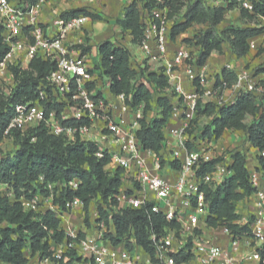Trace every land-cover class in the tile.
<instances>
[{"label": "built area", "instance_id": "built-area-1", "mask_svg": "<svg viewBox=\"0 0 264 264\" xmlns=\"http://www.w3.org/2000/svg\"><path fill=\"white\" fill-rule=\"evenodd\" d=\"M27 1L19 7L10 0H0L3 37L12 44L13 40L26 33L24 29L27 30L25 54L29 62L32 59L51 61L55 63V68L39 81L34 100L12 106V116L3 132L0 148L14 143V132L22 136L43 125L52 137L62 138L71 144L92 145L97 158H109L107 173L110 176L117 174L120 180L112 211L102 205L108 214V223L105 224L97 213L94 222L98 229L96 234L90 235L85 230L82 231L84 238L78 239L76 235L64 232L69 240L65 239L61 244L51 242L52 256L43 258L42 262L54 264L64 259L67 252L74 251L85 264H176L174 257L185 253L190 255V260L184 264H264L261 258L264 244V172L258 171L257 167L247 165L248 181L254 190L249 196L253 211L233 222L239 226L248 225L249 235L232 238L225 227L228 246H224L220 239L215 241L204 232L209 216L204 190L220 185L231 175L228 166L232 159L229 154L211 172L198 174L200 163L209 160L204 156L199 141L189 149L186 141L191 138L193 143L192 136L198 131H192L188 137V132L198 120V104L210 103V98L227 87L222 79L219 80L220 85H216L215 81L214 86L206 87V68L197 64L200 55L197 47L191 48L181 43L174 50L169 47L172 43L171 24L164 0H154L155 7L149 11L140 10L141 3L138 5L142 37L137 46L138 54L132 53L129 62L136 72L139 68L145 69L146 65H156L154 69H147L145 74L153 73L165 80L166 86L156 92L158 97L166 98L171 106L168 123L163 130L164 135L176 141L177 149H167V158L163 154L161 156L166 162L179 161L177 170H171L167 163L163 165L160 156L144 150L139 143L137 131L141 121H149L154 115L153 109L144 112L143 104L132 105L131 94L110 95V99H106L95 86L102 76L97 69L98 63L95 64L88 57L89 51H85L90 47L84 31L88 18L82 15L66 19L57 17L52 23L53 34L48 35L38 23V15L47 0ZM253 1L235 0L237 8L250 15L253 14ZM209 5L220 7L223 0L211 1ZM258 19L264 21L262 17ZM122 45L129 49L130 40ZM249 45L250 48L254 46L252 41ZM10 67L17 66H14L9 52L0 63V100H6L16 91ZM222 69L234 72L236 80L231 86L234 94L232 100L220 106L233 103L239 93H251L264 112V82L257 81V76L251 70L241 68L238 71L231 62H225ZM102 79L101 84H105L108 90L109 79ZM141 83L152 92L153 85L145 78L139 79L138 84ZM91 85L93 88H90ZM7 86L8 90L5 89ZM47 109H50L49 113ZM172 120L179 124L168 128ZM168 137H165V148ZM14 148L16 150L17 145ZM259 155L264 158V153ZM169 171H174L171 174L173 178L166 176ZM39 181L42 183L43 178L40 177ZM78 185L77 180L68 184L71 190H76ZM61 188L59 182L48 183L45 187L47 196L37 194L31 199L20 198L19 203L24 212L60 213L53 199L59 196ZM0 189L7 198L14 199L13 192L6 184H0ZM45 205L47 207H43ZM75 208L82 210V203L78 199L65 204L69 213ZM125 210L158 215L165 222L161 233L153 230L149 233L152 257L135 244L132 229L118 245L112 244V239L116 237L112 213ZM65 213L68 212L61 214ZM82 216L84 218V212ZM127 244L131 248H127Z\"/></svg>", "mask_w": 264, "mask_h": 264}, {"label": "trees", "instance_id": "trees-1", "mask_svg": "<svg viewBox=\"0 0 264 264\" xmlns=\"http://www.w3.org/2000/svg\"><path fill=\"white\" fill-rule=\"evenodd\" d=\"M140 3V10L149 11L155 7L154 0H131L123 9L122 19L117 21L121 31L129 33L130 48L123 46V42L99 43L97 69L102 77L109 79L108 90L111 95L131 94L132 105L143 104L144 112L153 109L152 118L147 122L141 121L140 129L137 131L139 143L144 150L152 151L156 156H160L163 165L167 163L171 170H177L180 167L179 161L166 162L162 159L166 142L163 129L168 123L171 106L166 98L158 97L156 91L166 86L165 80L153 73L146 75V69L139 68L136 72L130 67L129 59L132 55L130 49L136 48L142 37L138 9ZM163 5L168 8L169 18L178 10L176 1L164 0ZM235 8H237L235 0H223V5L220 7L207 5L204 0H191L185 7L183 22L171 28V39L184 33L193 24H208L209 28L196 39V46L193 45L200 51L198 66L204 65L212 53L221 54L225 44L231 55L238 59L243 58L250 51V40L260 35L263 29L226 27L217 31L216 28L223 22L225 13ZM239 13L241 18L248 21L258 17L264 18V0L253 1L252 15L242 9H239ZM80 15L90 20L100 18L84 9L72 10L61 14L60 17L66 19ZM89 50L90 47L85 49V51ZM9 52L10 46L3 37V27L0 25V63ZM54 68V62L36 59L30 60L26 70L10 67L16 82V91L6 100H0V143L12 116V106L34 100L39 81ZM142 78L153 85L152 92L142 83L138 84L139 79ZM220 79L225 87H231L236 80V75L234 72L222 69L217 78L218 85H220ZM90 88H93V85ZM49 111L50 109H47V113ZM58 111L57 109V115ZM196 114L198 119L210 118V123L200 131L199 135L192 136L193 143L187 144L188 149L194 147V143L200 141V138L205 137L209 142L218 140L225 131H241L246 141L258 152L256 169L264 172V158L259 155L264 153V112L256 105L251 93H239L233 103L219 107L211 103H199ZM248 118L251 120L247 121ZM13 135L17 145L13 154L3 155L0 148V184H6L14 195V199L10 200L0 189V262L27 264L25 250L41 260L51 258V242L61 244L69 238L61 229L60 221L53 212H24L19 203L20 198L31 199L37 194L47 196L46 185L59 182L62 188L59 196L53 199V204L58 206L60 213L65 211L69 213L70 211L65 209V204L78 199L82 203L85 214L84 222L87 223L89 206L93 201L98 200L106 208L114 204L113 198L120 186V180L117 174L110 176L107 173L106 166L109 158L106 156L97 158L96 149L90 144L78 142L71 144L62 138L52 137L47 134L43 125L29 130L22 136L16 132ZM230 156L232 162L228 166V171L231 175L220 185L206 187L204 192L209 213L207 226L224 225L228 229L229 236L234 238L249 235L248 225L239 226L233 222L240 218L236 212V205L249 197L254 190L248 181L249 173L245 154L234 151L230 153ZM221 161V158H215L201 162L198 174L211 172ZM40 177L43 178L42 183L39 181ZM74 180H77L79 185L76 190H71L68 184ZM102 205L98 208V214L107 224L108 214L102 209ZM111 221L116 235L112 239V244L118 245L124 235L132 229L135 244L151 257L153 247L149 241V233L152 230L161 233L166 225L161 216L147 215L142 211L133 210L112 213ZM127 248H131V245L127 244ZM261 258L264 259V244L261 249ZM174 259L176 264H184L190 260V255L177 254ZM79 260L74 251H69L64 259L54 264H74Z\"/></svg>", "mask_w": 264, "mask_h": 264}, {"label": "crops", "instance_id": "crops-1", "mask_svg": "<svg viewBox=\"0 0 264 264\" xmlns=\"http://www.w3.org/2000/svg\"><path fill=\"white\" fill-rule=\"evenodd\" d=\"M13 4H17L19 7L24 5V3H28L27 0H10ZM130 3V0H47L45 4L42 6L41 11L38 15V23L43 28L46 34L52 35L53 34V20L57 17H60L61 14L72 11V10H79L84 9L88 13L98 15L100 18L99 20H90L88 18V22L85 23L84 31L86 35V39L90 42V50L88 57L92 59V49L95 47L97 51V45L103 41H110L112 44H116L117 41H121L122 36L124 41L128 42L130 40V36L128 32H122L119 24L117 23L118 20L122 19L123 16V9L128 6ZM229 12V11H227ZM226 12V13H227ZM225 13V14H226ZM26 32L25 34L19 36L17 39L13 40L12 44H9L10 46V56L12 60L14 61V66H18L22 70H26L28 68L29 59L26 57L25 54V48L28 43V32L24 29ZM257 37L253 38L254 40ZM250 41L253 42L251 39ZM251 49V48H250ZM171 51V49H170ZM169 51V57L171 56V52ZM249 54L243 58H235V56L231 55L230 51L228 50V53L225 52V47L223 45V51L221 54L212 53L210 57L206 60L204 63V68H206L207 73V88H210L214 86L215 80L211 79V76L216 75L219 76L222 65L225 62H231L233 63L237 70L239 71L243 66H241V63L248 59ZM237 63V64H236ZM260 76H264L263 74H259ZM257 75V77L259 76ZM264 82V78L261 79ZM217 81V80H216ZM102 81L98 80L95 83V86L99 91H101L106 99H110V93L107 89L104 90L101 84ZM104 82V81H103ZM216 85L218 83L216 82ZM226 91V90H225ZM112 96V95H111ZM234 96L232 87H230V91H226L224 94V97H222V101H230L232 100V97ZM209 102L214 105H218L216 103V99L214 97L209 99ZM256 103V102H255ZM257 105V104H256ZM179 123L176 121H170L168 124V128L170 127H176ZM199 130V129H198ZM236 133L241 131H235ZM243 135V133H242ZM165 137H168V135H165ZM249 144V143H248ZM250 150L249 152L245 153L246 156V164L248 167H258L256 155L258 152L249 144ZM167 148L164 149L162 152L163 156L165 158L168 157V151L167 149H177L176 141L168 137L167 138ZM180 153H183L182 150ZM205 157H207L208 160H210V154H204ZM247 167V168H248ZM172 172V173H171ZM169 171L166 176L173 178L171 174H174V171ZM250 197L244 198L241 202H239L236 205V212L237 214L247 215L248 213H251L253 211L252 204L250 202ZM246 206V207H245ZM245 207V208H243ZM91 208V204L89 206V211ZM76 213L79 208L74 209ZM73 210V212H74ZM74 217V216H73ZM51 249L53 247L51 246ZM29 252V251H28ZM30 253H25L24 255L27 259V264H44L41 259H37L38 261L35 262L36 255H29ZM78 264V263H74ZM243 264H250V263H243Z\"/></svg>", "mask_w": 264, "mask_h": 264}, {"label": "rangeland", "instance_id": "rangeland-1", "mask_svg": "<svg viewBox=\"0 0 264 264\" xmlns=\"http://www.w3.org/2000/svg\"><path fill=\"white\" fill-rule=\"evenodd\" d=\"M176 1V7L177 11L170 17V24L171 28L174 25L180 24L183 22V14L185 11V7L191 0H173ZM207 5L211 3V1H216V0H204ZM170 9V8H169ZM226 27H257V28H262L263 32L257 36V38L253 40V48L250 49L249 51V57L248 59L244 60L241 63V66H243L244 69L251 70L253 73L257 76L259 74L264 73V21L259 20L258 18H255L252 21H248L246 19L241 18L239 9L235 8L225 14L223 22L218 25L216 28L217 31H221L222 29ZM209 28L208 24H193L189 29H187L184 33L178 35L175 39H172V43L169 45L171 49H175L177 44L181 43L183 45H187L191 48H193V45L196 46V39L200 37L207 29ZM123 36L121 41L123 42ZM118 42V41H117ZM225 52L228 53V46L225 44ZM169 48V49H170ZM132 53L138 54L137 47L134 48L132 47L130 49ZM92 58L95 64L98 63V54L95 49V47L92 49ZM237 64V63H236ZM18 67V66H17ZM16 67V68H17ZM156 68V65L148 66L146 65V70L148 69H154ZM218 76L213 75L211 76V79H214L215 81L217 80ZM264 76H258L256 78L257 81L262 82L261 79H263ZM99 79L102 81V77H99ZM263 83V82H262ZM103 85V83H102ZM105 89V84L102 86ZM5 89H9V87H5ZM230 91V87L220 89V91L214 96L216 99V103L218 104V107L222 105L224 102L222 101V97H224V94L226 91ZM106 91V90H105ZM251 119L248 118L247 121H250ZM208 123H210V118L203 117L199 118L194 124L193 128L191 131L188 132V137L191 136L192 131H197L195 135H199L200 131L205 129L207 127ZM203 137V136H202ZM194 139V137H193ZM191 138L187 140V144H191ZM200 146L203 149V154H210V159H215V158H221L222 160L228 156L231 152L234 151H240L242 153H247L250 150V146H248V142L246 141L244 135H242V132L236 133L234 130H229L225 131L224 134L218 139V140H212L207 142V140L200 138ZM206 140V141H205ZM15 142L13 144H5L1 152L3 155L6 154H11L15 150ZM192 146V145H191ZM101 203L98 200H95L91 203V208L89 211V216H88V222L85 223V216L83 218L82 210L76 211L72 213H56V217L60 221V226L61 229L64 232H67L69 234H74L78 239H83L84 234L82 231L87 230L90 232V235H94L98 232L97 227L95 226V219L98 213V208L101 207ZM43 207H47L46 205ZM112 205L110 207L107 206V209L112 211L111 209ZM246 207V206H245ZM243 207V208H245ZM74 216V217H73ZM243 216V215H242ZM239 217H241V214H239ZM226 226L224 225H218L217 227H205L204 232L207 236L212 237L213 240L216 241V239H220V242L222 241V244L224 246H228V237L224 233V228ZM25 253H29L27 250H25ZM30 255V254H29ZM38 256L35 257V262L38 261ZM78 264H85L82 263V261H78Z\"/></svg>", "mask_w": 264, "mask_h": 264}]
</instances>
